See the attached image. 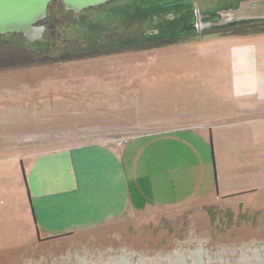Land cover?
I'll return each mask as SVG.
<instances>
[{
  "label": "rangeland",
  "instance_id": "374dc122",
  "mask_svg": "<svg viewBox=\"0 0 264 264\" xmlns=\"http://www.w3.org/2000/svg\"><path fill=\"white\" fill-rule=\"evenodd\" d=\"M240 2L237 13L227 10L237 20L264 18L263 0H114L69 17L59 2L66 41H0V57L16 62L0 67V264L264 263V190L121 217L49 241L36 228L24 178L39 153L90 143L120 149L144 134L231 122L244 98L232 49L244 37L139 44L157 29L181 35L193 20H180V12L192 14L195 5L215 12ZM67 54L93 57L47 63ZM26 57L36 64L19 63ZM210 168L215 179L213 159ZM189 177L185 187L200 188V178ZM150 179L139 182L147 185L144 202L164 185Z\"/></svg>",
  "mask_w": 264,
  "mask_h": 264
},
{
  "label": "crops",
  "instance_id": "0c3cea01",
  "mask_svg": "<svg viewBox=\"0 0 264 264\" xmlns=\"http://www.w3.org/2000/svg\"><path fill=\"white\" fill-rule=\"evenodd\" d=\"M237 40L232 50L244 98L227 116L231 122L144 134L120 149L90 143L31 159L26 185L36 228L47 240L121 217L264 190V34ZM155 176L164 185L153 202H144L147 185L139 182ZM189 176L200 178L202 192L185 187Z\"/></svg>",
  "mask_w": 264,
  "mask_h": 264
},
{
  "label": "trees",
  "instance_id": "16d2710c",
  "mask_svg": "<svg viewBox=\"0 0 264 264\" xmlns=\"http://www.w3.org/2000/svg\"><path fill=\"white\" fill-rule=\"evenodd\" d=\"M59 2L62 5L61 6L62 12L65 13V15H67L69 17L70 15L76 14L75 12L67 11L62 0L52 1L49 5V8H48V17L43 22V24L47 28L46 33H45V37H44L43 41L41 40L39 42L33 43L34 45L43 44V45H56V46H58V44H57L58 41H60V42L66 41L67 34H68V27L59 23V20H58L59 18H58V14H57L59 11H56V10H59L60 7L58 6V8L56 10L54 8ZM102 6H105V5L90 8L89 10H94V9H96L98 7H102ZM186 12H189V11H186ZM184 20H186V19H183V21ZM64 24H67V23L64 22ZM60 25H62V26H60ZM227 26H230V25H223V26L218 27V29L215 28V29H217L216 33H218L222 36H227V37H249V36L264 34V21H261V20H259V21L247 20V21H240V22L233 23L234 28H233V30H229V31L225 29V28H227ZM188 28H189V26H185L183 28H180V31L182 32V33H180L181 35H177V36L176 35H170L171 37H164V30L163 29H157V31H158L157 34L145 35L143 40L140 42L139 45L149 46V47L143 48V49H156V48H161L164 46H171V45L178 44V43L182 42V40L184 41V39L186 37L187 38L190 37L188 35H184L186 33L190 34L193 32V31L189 30ZM9 37H18V38L22 39L23 41H26L27 43L30 44V42L25 38V36L23 34H17V33L7 34V35L0 34V41L4 42ZM90 57H93V56H90V55L85 56L84 54H80V55H76V56H70V54H67V56H65V57L64 56L56 57V58L50 57L47 59V63H62V62H68V61H72V60L90 58ZM13 63H16L15 59H10L7 57H0V67L3 65L13 66L14 65ZM19 63H23L24 65H35L36 64V62L31 57L23 58ZM24 178H25V183H26V176ZM26 189L28 190V188H26ZM29 193L30 192L28 190V194ZM29 197H30V195H29ZM30 200H31V198H30ZM34 217H35V215H34Z\"/></svg>",
  "mask_w": 264,
  "mask_h": 264
},
{
  "label": "water",
  "instance_id": "95a60500",
  "mask_svg": "<svg viewBox=\"0 0 264 264\" xmlns=\"http://www.w3.org/2000/svg\"><path fill=\"white\" fill-rule=\"evenodd\" d=\"M52 1L54 0H0V34H23L30 43L41 41L45 37L47 30L43 22L48 17V8ZM62 1L67 11L81 13L86 9L105 5L114 0ZM236 18L233 16L232 11H224L220 14V19L218 21L208 23L209 26L207 29L227 25L229 22L237 21ZM29 195L30 194H28V197ZM29 202L32 208L30 197ZM32 214L34 222L36 223L33 208Z\"/></svg>",
  "mask_w": 264,
  "mask_h": 264
},
{
  "label": "flooded vegetation",
  "instance_id": "af4514ba",
  "mask_svg": "<svg viewBox=\"0 0 264 264\" xmlns=\"http://www.w3.org/2000/svg\"><path fill=\"white\" fill-rule=\"evenodd\" d=\"M250 1V0H247ZM264 1V0H263ZM245 3V2H244ZM243 4V2H240L239 4L235 5V6H230V7H226L225 9H222L220 11H215V12H202L200 8H198L197 5L194 6V8L192 9V14L188 13V12H180V20L186 19L189 20L191 18V23L189 24V30L193 31L190 34H184V35H188L191 36L196 34L195 36H200L203 34H212V33H216L217 29H210V30H202L204 24L209 23V22H214L220 19V14L223 11H227V10H240L241 9V5ZM247 20H254V21H264V18H255V19H241V20H237V21H232L229 22L227 25V28H225L226 30H233L234 26L233 23L236 22H240V21H247ZM246 25V24H245ZM237 26V25H236ZM202 27V28H201ZM188 30V31H189ZM217 34V33H216Z\"/></svg>",
  "mask_w": 264,
  "mask_h": 264
},
{
  "label": "bare ground",
  "instance_id": "6f19581e",
  "mask_svg": "<svg viewBox=\"0 0 264 264\" xmlns=\"http://www.w3.org/2000/svg\"><path fill=\"white\" fill-rule=\"evenodd\" d=\"M251 264V263H250ZM259 264H264V263H259Z\"/></svg>",
  "mask_w": 264,
  "mask_h": 264
}]
</instances>
